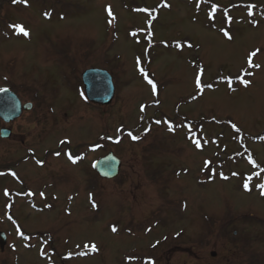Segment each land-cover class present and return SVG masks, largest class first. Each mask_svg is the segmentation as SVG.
I'll list each match as a JSON object with an SVG mask.
<instances>
[{"label": "rangeland", "instance_id": "rangeland-1", "mask_svg": "<svg viewBox=\"0 0 264 264\" xmlns=\"http://www.w3.org/2000/svg\"><path fill=\"white\" fill-rule=\"evenodd\" d=\"M2 87L33 108L0 139V264H264V0H0Z\"/></svg>", "mask_w": 264, "mask_h": 264}, {"label": "water", "instance_id": "water-1", "mask_svg": "<svg viewBox=\"0 0 264 264\" xmlns=\"http://www.w3.org/2000/svg\"><path fill=\"white\" fill-rule=\"evenodd\" d=\"M82 81L84 83L86 97L90 102L103 106L111 103L114 95V86L108 73L95 69L87 70L82 76ZM21 109L29 111L31 105L21 107L18 99L9 91L0 93V118L5 122L16 119L20 115ZM9 134L8 131H1L2 137L6 138ZM93 168L100 178L110 180L117 177L120 169V160L112 153H108L103 158L99 159L93 165ZM0 239V248L2 249L5 243L2 234H0ZM211 255L214 256V253Z\"/></svg>", "mask_w": 264, "mask_h": 264}, {"label": "snow or ice", "instance_id": "snow-or-ice-1", "mask_svg": "<svg viewBox=\"0 0 264 264\" xmlns=\"http://www.w3.org/2000/svg\"><path fill=\"white\" fill-rule=\"evenodd\" d=\"M25 2H26V0H25ZM166 6H167V5H166ZM109 14L111 15V13H109ZM46 15H48V14L46 13ZM15 27H16V30H17V31L22 32L25 36H27V35L29 34L27 31H25V30L23 29L22 26L17 25V26H15ZM225 35H227V33H225ZM255 55H256V52L251 53V56H255ZM249 63H250V66H251V60H249ZM256 67H259V65H256ZM148 82H149V84L152 85L153 92H155V90H156V85H155L151 80H149ZM245 83H246V82H245ZM196 87H197L198 89L201 87V84H200V76H199V75L196 76ZM0 91H3V90H0ZM129 135L131 136L132 134L129 133ZM132 139H133V140H136L137 137L132 136ZM197 147H199V142H197ZM69 159H71V157H69ZM74 162H75V161H73V163H74ZM244 186H245V188H247V184H245ZM258 187L261 189V195H264V184H260V185H258ZM93 207H95V205H93ZM115 230H116V229L113 228V231H115ZM93 250H95L94 246H93Z\"/></svg>", "mask_w": 264, "mask_h": 264}, {"label": "flooded vegetation", "instance_id": "flooded-vegetation-1", "mask_svg": "<svg viewBox=\"0 0 264 264\" xmlns=\"http://www.w3.org/2000/svg\"><path fill=\"white\" fill-rule=\"evenodd\" d=\"M19 96V95H18ZM19 98H20V96H19ZM20 100H21V98H20ZM21 102H22V104H24V103H27V102H23L22 100H21ZM26 115L27 113H22L21 114V116H20V118L19 119H17V120H15L12 124H15V123H17L18 121H20L21 119H22V117H23V115ZM10 129V128H9ZM11 131H12V129H10ZM12 137H14V139L16 140V143H18V141L17 140H19V146L20 147H25V145H24V143L26 142V143H29L30 141H26L27 140V138H26V136L25 135H21V134H16V133H13V131H12ZM16 137H18V139L16 138ZM26 138V139H25ZM30 153V152H29ZM31 155V154H30Z\"/></svg>", "mask_w": 264, "mask_h": 264}]
</instances>
